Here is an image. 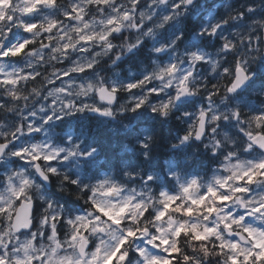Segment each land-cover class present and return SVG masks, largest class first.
Instances as JSON below:
<instances>
[{
    "label": "clouds",
    "instance_id": "1",
    "mask_svg": "<svg viewBox=\"0 0 264 264\" xmlns=\"http://www.w3.org/2000/svg\"><path fill=\"white\" fill-rule=\"evenodd\" d=\"M28 7L0 3V264H264V0Z\"/></svg>",
    "mask_w": 264,
    "mask_h": 264
},
{
    "label": "snow or ice",
    "instance_id": "2",
    "mask_svg": "<svg viewBox=\"0 0 264 264\" xmlns=\"http://www.w3.org/2000/svg\"><path fill=\"white\" fill-rule=\"evenodd\" d=\"M3 0H0V3H2ZM51 0H31V7L25 8V11H34L35 7L41 5V4H45V3H50ZM27 27V26H26ZM29 31L31 30L30 28L28 29ZM30 46V44L28 45ZM20 49V45H17L15 51H13L11 49V47L9 45L5 44H0V75H2V77H4L3 79V83H12L14 81H11L8 79V77L11 75L9 73H6L4 71V64L2 63L3 60H6L9 55H15L16 52H19ZM195 203V201H194ZM121 212L124 211L123 208H121L120 210ZM177 211H181V209H177ZM193 211V209L189 208L187 209V213L191 214ZM209 211H212V209H209ZM259 211L264 212V208H260ZM105 215H107L105 213ZM112 219L115 220V217H113ZM116 223H119L118 220H116ZM98 229L100 231H103V228L100 227L98 225ZM129 235H133V233H129ZM202 237L201 236H196L197 240H200ZM178 251V249L173 248L172 249V253L175 254ZM97 253L99 254V250H97ZM138 256L141 258V264H171V260L170 258H165V259H161L160 257H156V256H150L147 252H138L137 253ZM264 255V254H262ZM105 259L106 260H111V264H120L121 261L124 262V264H127V254L123 251V247H119V248H114L111 250V253H104Z\"/></svg>",
    "mask_w": 264,
    "mask_h": 264
},
{
    "label": "rangeland",
    "instance_id": "3",
    "mask_svg": "<svg viewBox=\"0 0 264 264\" xmlns=\"http://www.w3.org/2000/svg\"><path fill=\"white\" fill-rule=\"evenodd\" d=\"M3 77H2V75H0V79H2Z\"/></svg>",
    "mask_w": 264,
    "mask_h": 264
}]
</instances>
